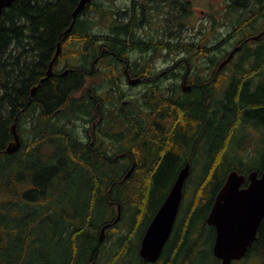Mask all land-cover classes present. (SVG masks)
Masks as SVG:
<instances>
[{"label": "flooded vegetation", "instance_id": "obj_1", "mask_svg": "<svg viewBox=\"0 0 264 264\" xmlns=\"http://www.w3.org/2000/svg\"><path fill=\"white\" fill-rule=\"evenodd\" d=\"M103 2L104 4L111 3L108 24L105 25L107 18L102 17L100 11L94 7L93 18L85 15L92 3L96 6L102 4L101 0H91V3L79 15L78 18L82 20L78 22V25H73L71 31L65 36L63 33L61 50L52 65V75L43 80L49 62L57 49L58 41L55 43L53 55L45 63L43 75L37 78L38 87L35 94L31 95L30 89V100H28L26 109L25 107L19 109L14 115L13 122H17V118L23 120L21 125L20 120L19 123L17 122V131L22 141L25 135L27 136L30 159L34 160L33 168L38 165L40 168L54 171L53 177L43 175L40 178L45 183L51 178L62 177L61 170L71 168L73 162L86 164L88 167H90L88 163L91 162L93 164L91 169L94 171L93 178L96 182H115L117 175H112L110 171L107 174L100 173L99 167L108 169L116 164L124 167L120 172L121 183L134 176V173H142L143 166H145L144 171L148 177L154 173L156 161L157 166L162 161L164 151L159 158L158 154L153 157L154 150H151V153L148 152L151 146L148 147L149 141L146 143L145 139L148 136H159L163 132L172 136L175 126L184 114L181 113V108H183L181 104L191 105L192 102L201 100L199 96H195L196 94H204L206 111L210 112L211 87L217 82L225 90L228 85L237 82L238 86L245 85L251 93L257 91L262 93L264 53L260 51L264 52V50L258 51L260 57L254 53L259 46H264V15H257L264 8V0H219L220 8L215 9L213 6L216 13L211 12L213 9L203 16L205 19L200 27L202 30L199 31L200 39L203 33L208 34L209 38L205 39L207 47L204 48L206 53L202 58L204 63L198 64L181 62L186 61L187 54L179 50L175 40L178 39L180 31L184 30V26L189 28L192 23L191 18L195 14L192 7L194 0H103ZM117 2L121 5L116 6ZM233 5L237 9H242L245 5L248 7L247 13L241 18L236 17V12L240 10L232 11ZM248 14H251L253 19H248ZM214 15L216 24L213 21ZM244 18L246 21H243ZM238 20H241L240 25H237ZM256 22H259L261 26L258 31L246 30L247 25L250 26ZM213 29L216 35L210 34ZM223 29L225 31L221 32ZM217 35L225 42L220 41L219 49H212L213 44L211 42L207 44V42ZM256 36L258 37L255 38ZM188 38H193V35L185 34L184 40ZM153 41H158V44ZM248 42L251 43L249 48L242 50ZM161 45L163 48H160ZM232 50L235 51L229 62L219 67V63L228 57ZM161 54H182L184 56L176 59V62L174 60V63L153 64L150 62L148 55L152 57ZM214 54L215 63H212ZM256 58L260 59V64L253 62ZM70 74L82 78L83 82L69 98L67 85ZM133 80L135 82H132ZM48 85L60 89V98L55 97L53 101L46 99L45 92ZM254 86L255 90H253ZM73 142L80 145L79 150L73 147ZM208 142V139L203 138L202 135L194 136L193 134L191 136L186 148L188 153L181 159V168L179 165L172 173L169 183L176 180L177 174L186 164H188L189 173L185 183L197 181L193 169L195 149L196 147L201 150L206 149ZM258 169L251 168L242 174L247 177L252 170L261 171ZM96 170L98 175L95 173ZM126 172L130 173L128 177H126ZM247 184L246 178L241 187ZM34 193L42 197L56 194V192L48 191ZM127 196L130 195H116L114 198L108 195L109 199L106 202L112 207L114 215L106 219L98 227L99 229L95 230L96 234L98 232L97 240L101 228L108 223H111V226L104 232L103 243L109 236H113L111 233H114L116 235L113 236L114 244H116V237L119 238L128 230L132 231V238L136 225L130 220L131 217L140 218V214L135 200L130 198L126 200ZM190 196L182 195L169 237L155 262H150L139 255V246L146 231L140 238L134 256L111 257L108 262L111 264H190L195 247L205 245L208 241L205 239V227L201 224L195 227L192 233L188 229L189 217L194 207ZM215 196L209 200L204 217L205 226L213 231V238H209L211 246L215 238V228L206 222V218ZM166 197L167 195H161L153 206L148 225L162 207ZM74 212L77 213L78 209ZM117 215L119 219L113 223ZM124 215H126L125 224L122 222L119 228V222ZM130 224L133 227L127 229ZM260 225L261 223L245 255L239 260L232 261L231 264L244 261L256 253L257 249L249 253L253 246L264 245V236L263 239L259 236ZM196 228H198L197 233ZM103 243L98 240L97 247L102 246ZM182 244L187 245V252L178 259L174 255ZM87 260L89 264H93L96 259L89 257ZM80 261H83L82 254L77 257V262ZM248 263L250 264V262H242V264Z\"/></svg>", "mask_w": 264, "mask_h": 264}, {"label": "trees", "instance_id": "obj_2", "mask_svg": "<svg viewBox=\"0 0 264 264\" xmlns=\"http://www.w3.org/2000/svg\"><path fill=\"white\" fill-rule=\"evenodd\" d=\"M77 2L78 0H14L9 7L4 8L0 13V262L2 261L0 264H18L19 260L22 263H26L25 256L28 252L33 253L34 251L41 256L43 255L42 258L45 257L49 261L47 264H50V258H53H46V254L44 253L47 247L53 243L54 239L49 237L47 228L39 226L46 221L42 217L43 211L47 207L56 209L57 204L53 199H51L50 204L48 203L50 195H46V197L40 195V197L37 196L38 198L35 197L36 199H34V195L31 194L35 191L54 192L57 187L53 186L54 183L52 181L45 183L41 180H35V182L31 180L28 182L24 179L23 175L18 174L19 171L15 168L18 165L15 167L12 165L11 167L13 168L7 165V169L4 171L1 166L5 159H15L17 152L14 154L3 153L8 143L12 140L10 126L15 120L14 115L19 109H23L24 107L26 109L30 98L29 91L33 85L37 84V78L44 73L45 63L53 55L56 41L62 42L63 33L71 24V12ZM90 7L96 8L100 11L102 17L107 18L105 22V25H107L111 6L101 4L96 6L92 3ZM233 7L232 11L234 12L240 10L235 15L238 18L243 17L247 13L248 7L245 5L242 9H237L234 5ZM263 9L260 11L261 14L258 12L257 15H264ZM214 11L216 13L215 9ZM78 17L74 23L76 26L82 20ZM247 18L251 20L252 15L248 14ZM213 21L216 24L215 15L213 16ZM240 21L238 20L237 25L241 24ZM89 23L92 22L89 21ZM211 33L216 35L214 29L210 31ZM207 38H209V35L203 33L202 39H200L201 42L192 40L179 42V50L187 54L186 61L181 62L204 63L202 58H204V53H206L204 52V48L207 47L205 45V39ZM153 42L158 44V41ZM160 48H163V45ZM211 48L219 49L220 40L212 45ZM260 49L264 50V46H259V49L255 51L254 55H257V57L259 56L258 51ZM260 53L263 52L260 51ZM212 59V63H215V54L212 56ZM254 63L259 64V59L256 58ZM82 82V78H77L73 74L68 75L67 96L69 98L74 95V91ZM214 84L211 87L210 93V112L206 111L207 108L203 99L204 94H196L195 96H199L201 100L194 101L191 105L188 103L181 104L183 106L181 113L184 114L180 117V122L175 126L172 136L163 132L159 136H148L145 139L146 143L149 141L150 145L147 144L148 147L151 146L148 152L154 150L153 157L158 154L159 158V155L164 151L159 165L157 166V161L154 164L153 174L151 173L147 177L144 171L145 166H143L142 173H136L137 175L134 174V176L122 183V179L110 183V188L106 192L98 190V187L102 185L101 182L93 180L92 183L89 182L87 184L89 193H91L87 211L83 213L81 209H78L77 213H62L59 216V220L57 221V218L53 222L55 225L59 223L63 224L60 226L67 234L66 241L68 242V248L65 249L67 252L64 251V253L58 254L53 259L58 260L57 258L63 254H67L65 263L76 264L77 257L82 254L83 261L79 263L89 264L90 262H88L87 258L97 257L98 240L95 230L108 219L106 218L102 223H89V216L93 211L94 204L92 201H95L97 195H110L109 192L112 189H114L113 195H137L134 202L139 207L140 216L150 217V212L160 196L168 193L172 185V183H169V177L176 171L179 165L181 167V159L188 153L186 151L188 141L194 134V136L202 135L209 142L207 148H204V150L196 147L193 169L197 181L187 183L185 186V195H191L190 201L194 205L192 213L194 216L191 214L189 217L188 229L192 233L195 227L201 224L205 227V239H208V241L205 245L195 247V253L192 256L190 264H210L211 261L214 264H219V260L213 257L211 253L209 238H213V231L204 224L207 205L211 197L213 199V196L219 191L226 174L231 169L244 173L248 167L250 169L258 168L250 166L254 162L253 158L241 157L235 153L236 151L231 150V145L233 142H238L239 138H243L248 134L247 127L249 124L258 129H264V86L261 89L262 93H259V91L251 93L245 85L238 86L237 82L228 85L226 90L220 86L219 82L216 85ZM45 97L47 100L51 99V101L55 97L60 98V90L55 86L48 85ZM200 146L203 147V145ZM144 148H147V146H144ZM18 152L29 156L30 150L27 138L23 140L22 147ZM201 153H203V158L198 160L197 156ZM229 158L230 160L226 163ZM78 165L82 164H75L73 162L71 168ZM88 165L93 166L91 162ZM82 166H84L83 168L87 172L92 168L86 164ZM167 184H169L168 187ZM116 189H119L117 194L115 192ZM94 191L96 192L95 194ZM93 195L96 196L94 197ZM127 198L129 196L126 197V200ZM27 204L34 207V209L21 208L22 206L28 207ZM61 211L63 212V209ZM47 213L50 214L51 212ZM68 215H72V217ZM66 217L69 219V222L64 220ZM134 219L135 217H131L130 221L135 223ZM87 225H91L88 231L84 229ZM35 227L37 232L34 229ZM197 231L198 228H196L195 232L197 233ZM263 231L264 220L260 225V239H263ZM131 234L132 231L128 230V232L118 238L116 243L117 249L112 257L118 258L123 255H130V248H132ZM70 244L71 246H68ZM186 246L185 244L180 245L177 251L179 254L175 253L174 256L178 257V259L182 258L187 252ZM6 248H15L16 253L13 254L11 252L9 255L2 257L3 250L5 251ZM102 248L103 245L100 246L101 251ZM253 249H257L260 255L264 257L263 245L259 247L253 246L249 253ZM104 256L101 258L99 255L93 264H111L108 262L111 257L105 258Z\"/></svg>", "mask_w": 264, "mask_h": 264}, {"label": "rangeland", "instance_id": "obj_3", "mask_svg": "<svg viewBox=\"0 0 264 264\" xmlns=\"http://www.w3.org/2000/svg\"><path fill=\"white\" fill-rule=\"evenodd\" d=\"M218 2H219V0H194V3H192V7L194 8L195 14L191 18L192 23L189 25V28L184 26V30L180 31L178 39H175L176 43L178 44L179 42L183 41L184 35L188 34V33H190V35H193V38H188V39H186L187 41L192 40L195 42H201L199 31H202V30H200L201 29L200 27H201V25L204 24L205 18H203V16L208 14L210 10H213L214 7H215V9H219L220 4ZM101 3H102L101 5L111 6V3H105L104 4L103 0H101ZM211 4H212V6H211ZM117 5H121V4H118V2H117L116 6ZM211 12H214V10ZM85 15L93 18V16L95 15L94 9L90 8L85 13ZM181 28H183L182 25H181ZM260 28H261V26H260L259 22H256L250 26L249 25L246 26V30L249 32L258 31ZM105 29H106V27H105ZM223 31H225V30L224 29L221 30V32H223ZM192 33H194V34H192ZM215 34H217V33H215ZM218 40L225 42L222 39H220L217 35V36H213L211 40H208L207 44H209L210 42L212 44H215ZM250 44L244 46L242 50H247L249 48ZM183 56L184 55H182V54H180V55H178V54H173V55L172 54H161V55H153L152 57H151V55H148L150 62H152L153 64L174 63V60L176 62V59H178L179 57L182 58ZM253 90H255V86L253 87ZM155 98H156V96H155ZM19 120L17 121L18 123H19ZM22 121L23 120H20V125L22 124ZM24 130L26 131V129H24ZM241 131L243 132V130H241ZM247 131H248L247 132L248 134H246L245 137H243V138H239V140H238L239 142H238V147H237V154L239 153V154L243 155L245 158H253L254 162L252 164H250V166L261 167L263 156H264V129H258V128H255L252 124H249L247 127ZM26 138H27V136L25 135L24 139H26ZM73 144H74L73 147L76 150L80 149V145H78L77 143H74V142H73ZM231 150L236 151V143L235 142L232 143ZM202 154L203 153H201V154H199V156H197L198 160H201L203 158ZM229 160H230V158L226 161V163ZM7 165H9L10 168H13L16 165H18L15 167L19 171L18 174L23 175L24 179H26L28 182H30L31 180H33L34 182H35V180L39 181L43 175L48 176V177L49 176L53 177V173H54V171L52 172L48 169L40 168V167H38V165H36L35 168H33L34 167V160L30 159V155L29 156L24 155L18 151L15 154V159H13V160L5 159L2 162L1 168L3 171L7 169L6 168ZM12 165H13V167H11ZM117 165L118 164H116V166ZM120 166H121V164L118 165L117 168L114 166V167H112V168L110 167L108 169L100 166L99 169L101 170L100 173H106L107 174L110 171L112 175L119 174V175H117L118 177H116V181H118L121 179L120 172L124 169V167H120ZM83 167L84 166H82V165H78L74 168H65V169L59 168V169H62L61 170L62 177L57 178V179L51 178L50 181H48V182L52 181L54 183L53 186L57 187L56 190L54 191V192H56V194L49 196L50 199H49L48 203L50 204L51 199H54L57 206H56V209H53L50 211L51 212L50 214L43 211L42 217L46 221L41 226H39V227L47 228V232L49 234V237L54 239L53 243L47 247L46 252L44 253V254H46L45 255L46 258H48V257L55 258L58 254L64 253L65 249L68 248L67 247L68 242L66 241L67 234H66L65 230L61 227L63 224L59 223V224L55 225L53 222L57 218H58L57 219V221H58L60 218L59 216L62 213H64V214L67 212L71 213V212H74L75 209H81V211L83 213H85L87 211V205H88L89 197L91 196V193H89V189H88L87 184H89V182L90 183L93 182V180H94V178H93L94 173L93 172L94 171L92 169H89L87 172L85 170V168H83ZM120 169H122V170L119 171ZM248 169H250V167H248L247 170ZM114 171H117V172H114ZM95 173L98 175L97 170ZM99 176L102 177L101 175H99ZM48 177H46V178H48ZM100 182L102 185L98 187V190H104L105 192L108 191V189L110 188L111 182H109V183L108 182H102V181H100ZM56 184H57V186H56ZM172 184H173V182H172ZM168 186H169V184H167V187ZM113 190L114 189H112L109 193H110L111 197L114 198L116 195H113ZM118 191H119V189L115 190L116 194L118 193ZM45 192H47V191H45ZM95 193L96 192L94 191V194ZM33 195H35L36 198L40 197V195H38L36 193H34ZM93 196L95 197L96 195H93ZM96 197L97 198L95 199L94 204H93V211L89 216V223H100V222L102 223L103 220H105L106 218H110L111 216L114 215V211H113L112 207L106 202L109 199L108 195H97ZM136 197H137V195H130L129 196V198L133 201L136 200ZM36 198H34V199H36ZM68 200H69V203L66 205V202ZM74 204H75V206H74ZM29 206L30 205H28V207L22 206L21 208L22 209H28V208L34 209V207H31V206L29 207ZM61 208L63 209V212L61 211ZM68 216L72 217V215H68ZM125 216L126 215H124L122 220L119 222V226H118L119 228H120L122 222H124V224H125V220H126ZM192 216H194V215L192 214ZM191 218H193V217H191ZM62 219H63V217H62ZM64 220L66 222H69V219L67 217L64 218ZM134 221H135L134 225H136V226L134 227V231H133L134 233H133V236L131 238L132 239V248H130L131 249L130 255H132V256H134L136 254V251H137L136 247L140 241V238L142 237V235L144 234V232L146 231V229L148 227L149 217L141 215L140 218L134 219ZM90 227H91V225H87L84 227V229L86 231H88ZM130 227H133L132 224H130V226L127 229H129ZM58 228H60V229H58ZM34 229L37 232L36 227ZM110 233H111V231H110ZM111 235L116 236L114 233H111ZM113 236H109L107 238V240L104 242L102 251L100 250V247H98L97 257H95L96 260H97L99 255L101 257H103L105 254H107L109 252L111 254V251L116 250V245L114 244V237ZM116 241H118V237H116ZM45 245H46V242H45ZM68 246H71V244ZM263 247H264V245H263ZM11 252L13 254H15L16 249L15 248L14 249L6 248L5 251L3 250V256L2 257L9 255ZM65 252H67V250ZM259 254H260L259 251L257 252V250H256V253L252 254V256H250L249 258H246L244 261L250 262V264H264V262H263L264 258H261V256ZM42 256L40 254H37L35 251L33 253L28 252L27 255L25 256V259L27 260V262L22 263L21 260H19L17 263L18 264H47L49 261L47 259H45V257L42 258ZM66 257H67V254L66 255L63 254L61 257L57 258L58 260L50 258V264H66L65 263ZM104 257L107 258L106 255ZM123 257H124V255H123ZM14 260L16 261V259H14ZM244 261L235 262L233 264H242V262H244ZM0 263H2V261ZM4 263H5V261H4ZM75 263L80 264L79 262H75ZM210 264H214V262L211 261Z\"/></svg>", "mask_w": 264, "mask_h": 264}, {"label": "water", "instance_id": "obj_4", "mask_svg": "<svg viewBox=\"0 0 264 264\" xmlns=\"http://www.w3.org/2000/svg\"><path fill=\"white\" fill-rule=\"evenodd\" d=\"M90 1L78 0L71 12L72 21L65 30V35L71 31L78 14L86 8ZM13 2L14 0H0V13ZM59 46L60 44L58 43L54 56L49 62L46 75L43 77L44 80L52 75V65L59 54ZM233 52L220 63L219 67H222L229 61ZM132 82H135V80ZM37 87L34 86L31 89V95L35 94ZM10 131L12 133V140L3 151L7 154L16 152L21 146L16 123L10 126ZM188 173L189 167L186 164L180 170L162 207L153 217L142 238L139 253L150 262H155L158 259L169 237ZM129 174L127 173L126 177ZM245 179V175L238 173V171L234 169L229 171L206 218V222L215 228L212 253L216 258L221 260L220 264H230L232 260H237L244 256L248 247L251 246L255 239L257 227L264 217V167L259 176L256 171H251L247 175L248 185L241 188L240 186L244 183ZM117 220L118 217L114 223ZM110 225L111 223L101 228L100 240L103 238L104 230Z\"/></svg>", "mask_w": 264, "mask_h": 264}, {"label": "bare ground", "instance_id": "obj_5", "mask_svg": "<svg viewBox=\"0 0 264 264\" xmlns=\"http://www.w3.org/2000/svg\"><path fill=\"white\" fill-rule=\"evenodd\" d=\"M72 8H73V7H72ZM261 10H262V9H261ZM263 10H264V9H263ZM259 13H260V12H259ZM255 14H256V13H255ZM260 14H261V13H260ZM252 19H253V18H252ZM64 36H65V33H64ZM63 38H64V37H63ZM180 41H181V40H180ZM251 41H252V40H251ZM252 42H253V41H252ZM58 43L60 44L59 47H60V50H61V42L58 41L57 44H58ZM248 44H250V42L246 43V45H248ZM246 45H245V46H246ZM249 46H250V45H249ZM251 49H252V48H251ZM256 49H257V48H256ZM188 50H189V49H188ZM59 52H60V51H59ZM263 53H264V52H263ZM260 55H261V54H260ZM263 56H264V55H263ZM263 56H262V57H263ZM194 57H195V56H194ZM254 57H255V56H254ZM259 57H260V56H259ZM262 59H263V58H262ZM256 61H257V60H256ZM261 61H262V60H261ZM263 61H264V60H263ZM263 61L261 62V64L263 63ZM54 62H55V61H54ZM253 62H254V59H253ZM259 62H260V59H259ZM191 63H192V62H191ZM195 63H196V62H195ZM259 64H260V63H259ZM263 64H264V63H263ZM261 66H262V65H261ZM261 66H260V67H261ZM263 67H264V66H263ZM78 68H79V67H78ZM188 68H189V67H188ZM255 68H257V67H255ZM261 68H262V67H261ZM11 69H13V68H11ZM25 70H26V69H25ZM44 70H45V69H44ZM257 70H258V69H257ZM260 70H261V69H260ZM261 71H262V70H261ZM32 72H33V71H32ZM1 73H2V70H1ZM70 73H72V72H70ZM33 74H34V73H33ZM40 74H42V73H40ZM45 74H46V73H45ZM79 74H80V73H79ZM42 75H43V74H42ZM77 75H78V73H77ZM73 76H74V75H73ZM8 78H9V77H8ZM32 78H34V77H32ZM4 79H5V77H4ZM26 79H27V78H26ZM33 80H34V79H33ZM43 80H44V79H43ZM43 80H42V82H43ZM18 81H20V80H18ZM78 81H79V80H78ZM3 82H4V81H3ZM76 83H77V82H76ZM93 83H94V82H93ZM3 84H4V83H3ZM48 84H49V83H48ZM62 85H63V83H62ZM2 86H3V85H2ZM36 86H37V85H36ZM32 88H33V87H32ZM32 88H31V89H32ZM39 88H40V87H39ZM49 89H50V88H49ZM42 90H43V89H42ZM59 90H60V89H59ZM10 91H12V90H10ZM14 91H15V90H14ZM3 92H4V91H3ZM3 92H2V93H3ZM41 92H42V91H41ZM44 92H45V91H44ZM57 92H58V91H57ZM49 94H50V93H49ZM54 94H55V93H54ZM55 96H56V95H55ZM5 97H6V96H5ZM16 97H17V96H16ZM16 97H15V98H16ZM107 98H108V97H107ZM19 99H20V98H19ZM90 99H91V98H90ZM100 99H103V98L100 97ZM29 100H30V99H29ZM105 100H106V99H105ZM21 101H22V100H21ZM56 101H57V99H56ZM84 101H85V99H84ZM110 101H111V100H110ZM112 101H113V100H112ZM89 104H90V103H89ZM241 109H242V108H241ZM241 109H240V110H241ZM78 110H79V109H78ZM107 113H108V112H107ZM82 114H83V113H82ZM60 115H61V114H60ZM68 119H69V118H68ZM13 123H16V127H17V122H13ZM141 129H142V128H141ZM142 130H143V129H142ZM77 131H78V130H77ZM74 143H75V142H74ZM110 151H111V150H110ZM92 152H93V151H92ZM96 154H97V153H96ZM115 155H116V154H115ZM215 156H217V155H215ZM106 157H107V156H106ZM211 157H212V156H211ZM215 159H216V158H215ZM215 159H214V160H215ZM144 161H145V160H144ZM112 162H113V161H112ZM39 163H40V162H39ZM116 163H117V162H116ZM212 163H213V162H212ZM118 165H119V164H118ZM118 165L115 166V167L117 168ZM120 167H122V166H120ZM134 167H135V166H134ZM136 167H138V165H136ZM116 168H115V169H116ZM130 168H131V167H130ZM180 168H181V167H180ZM115 169H114V170H115ZM122 169H123V168H122ZM122 169H120L119 171H121ZM206 170H207V168H206ZM39 171H40V170H39ZM119 171H118V172H119ZM127 171H128V170H127ZM133 171H134V170H133ZM114 172H117V171H114ZM126 173H127V172H126ZM132 173H133V172H132ZM134 174H135V173H134ZM116 175H119V174H116ZM136 175H137V174H136ZM177 175H178V174H177ZM115 178H116V177H115ZM174 182H175V181H173V183H174ZM172 185H173V184H172ZM189 215H190V214H189ZM22 226H23V225H22ZM17 229H18V228H17ZM58 229H60V228H58ZM66 229H67V228H66ZM62 231H63V230H62ZM62 231H61V232H62ZM99 233H100V232H99Z\"/></svg>", "mask_w": 264, "mask_h": 264}]
</instances>
